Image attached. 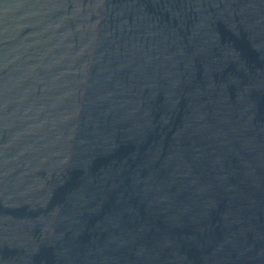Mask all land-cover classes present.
Instances as JSON below:
<instances>
[{
	"label": "water",
	"instance_id": "obj_1",
	"mask_svg": "<svg viewBox=\"0 0 264 264\" xmlns=\"http://www.w3.org/2000/svg\"><path fill=\"white\" fill-rule=\"evenodd\" d=\"M0 264H264V0H0Z\"/></svg>",
	"mask_w": 264,
	"mask_h": 264
}]
</instances>
